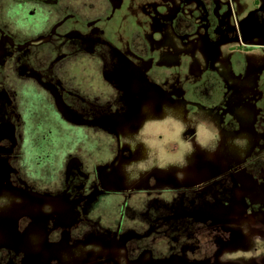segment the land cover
I'll list each match as a JSON object with an SVG mask.
<instances>
[{
	"label": "flooded vegetation",
	"instance_id": "flooded-vegetation-1",
	"mask_svg": "<svg viewBox=\"0 0 264 264\" xmlns=\"http://www.w3.org/2000/svg\"><path fill=\"white\" fill-rule=\"evenodd\" d=\"M123 6L0 0V264H239L242 223L264 235V118L246 163L198 150L182 170L129 181L134 136L148 111L178 103L181 81L150 55L163 12L131 2L152 30L127 33Z\"/></svg>",
	"mask_w": 264,
	"mask_h": 264
},
{
	"label": "rangeland",
	"instance_id": "rangeland-1",
	"mask_svg": "<svg viewBox=\"0 0 264 264\" xmlns=\"http://www.w3.org/2000/svg\"><path fill=\"white\" fill-rule=\"evenodd\" d=\"M131 2H136V8L148 6L151 13L163 12L166 38L158 45L162 50L150 55H161L164 64L174 65L181 92L178 103L166 104L159 113H152L151 109L147 112L142 128L134 136L140 151L128 166L129 181L155 168L182 170L190 165L198 150L213 154L219 148L228 149L229 156H239L246 163L249 154L256 151L251 148L244 155L249 146L247 137L257 131L264 118V35L254 32L256 22L264 23V0H124L115 23L124 24L122 31L127 33L133 27L143 32L152 30L144 10L128 11ZM28 5L44 10L46 3ZM139 19L142 25L137 24ZM10 22L17 24L11 18ZM218 31L227 38H219ZM209 42L214 43L215 49ZM195 78L198 80L192 81ZM204 121L212 127L202 128ZM177 123L182 125L180 139L189 142L192 151L183 166L164 165L163 160L174 155L177 148L172 138ZM213 128L218 138L209 143H215V148L202 146L201 137L210 136ZM5 202L0 197V210ZM242 227L248 247L239 248L235 254L239 255V264H247L264 257V235L251 221L243 222Z\"/></svg>",
	"mask_w": 264,
	"mask_h": 264
},
{
	"label": "clouds",
	"instance_id": "clouds-1",
	"mask_svg": "<svg viewBox=\"0 0 264 264\" xmlns=\"http://www.w3.org/2000/svg\"><path fill=\"white\" fill-rule=\"evenodd\" d=\"M205 126L210 127V128L212 127V125L209 124L207 121H204L201 123L202 128ZM181 129H182V125L177 123L176 131L172 137L177 142V148H176L174 155L168 156L166 159L163 160L164 165H167L168 163H175V164H178L180 166H183L186 162L185 161L186 155L190 154L192 151V145L189 142L180 139ZM217 138H218V135H217L215 129L213 128L210 136H208V137L202 136L201 137L200 144L204 147H211L214 149L215 143L210 144L209 141L215 140Z\"/></svg>",
	"mask_w": 264,
	"mask_h": 264
},
{
	"label": "water",
	"instance_id": "water-1",
	"mask_svg": "<svg viewBox=\"0 0 264 264\" xmlns=\"http://www.w3.org/2000/svg\"><path fill=\"white\" fill-rule=\"evenodd\" d=\"M259 33H260V34H264V30H261Z\"/></svg>",
	"mask_w": 264,
	"mask_h": 264
}]
</instances>
